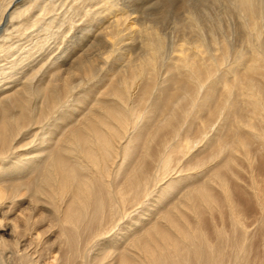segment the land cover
I'll return each instance as SVG.
<instances>
[{
  "label": "bare ground",
  "instance_id": "6f19581e",
  "mask_svg": "<svg viewBox=\"0 0 264 264\" xmlns=\"http://www.w3.org/2000/svg\"><path fill=\"white\" fill-rule=\"evenodd\" d=\"M235 1L251 50L235 63L249 59L261 82L234 71L230 89L227 73L208 85L215 68L202 72L184 52L175 66L159 62L167 43L156 23L170 11L177 25L182 10L196 23L184 16L178 26L189 33L185 50H211L191 2L186 11L162 0L139 21L109 0L118 15L100 35L136 37L145 51L106 69L108 40L46 65L29 61L39 37L16 57L7 42L48 33L53 20L43 18L68 1L0 0V251L18 264H31L22 248L36 242L56 247L64 264H264V0ZM63 16L60 25L71 19Z\"/></svg>",
  "mask_w": 264,
  "mask_h": 264
},
{
  "label": "rangeland",
  "instance_id": "374dc122",
  "mask_svg": "<svg viewBox=\"0 0 264 264\" xmlns=\"http://www.w3.org/2000/svg\"><path fill=\"white\" fill-rule=\"evenodd\" d=\"M108 1L109 0H101L99 2V0H98V2L97 1L96 2H94V1L93 2H88V1H85L84 2V0H81V1L80 0H66V2H67L68 5L65 4V5L61 6L59 8L60 10L57 9L55 11L56 13L54 12L53 14H51L52 16L47 15V16H45V18H43V20H44L43 22H46L48 20H51V21L53 20L50 30L48 29L50 32L48 31V33H47V31H45L46 33H44L43 29H40V30H37L38 32L37 31H34L31 34L32 36H30L31 38L22 37V38L17 39V40L16 39H14V40L12 39L11 41L9 40L8 42L7 41L6 42L12 46V49L13 50H16L17 49L16 50L17 52L15 51L16 52L15 53V56L17 57L18 55L20 56L22 54H25L28 49L36 47L35 45H37L36 43L38 42V39L41 38L40 39V42H42V49H41V51H39L37 53H35V51L32 52V53H35V54H32L33 56L30 55L31 58L29 59V61L35 58L38 61H43V62H46L47 61L46 62V65H48L55 57H58L59 56V57H62L61 59H63L65 57V54H67V52H70V53L72 52L71 55L72 54L73 55L75 54V56L76 55H81V54H83L84 50L86 48H88L89 46H91V45L94 46V44L102 43L103 41L107 43V40H108V42H110V43L112 41L113 44L112 43L111 44L110 43L109 44L107 43V46H110V48L109 47L107 48L108 50H107L106 53H108V54H106V57L108 59L106 58V60L103 62L104 63L103 65H104V67L107 66L106 69L108 68V65L107 64H109V68H116V69H118V68H120V65L123 66V63H125V61L127 59H129V57L130 58H133V57L138 56L136 54H140L141 52H143L144 49L142 48V46H141L138 38L132 37V36H131V38L126 37L127 34H124V35L123 34H120L121 36H119V39L122 38L121 41H118V40L115 41L114 39L113 40L112 39H107L106 40L105 37H103L102 35H100L101 31L103 30L102 31V33H103L104 30L106 29V28H104L105 25L107 26V25L111 24L110 22H113V20H114L113 18H115V15H118V14H116V10L109 9L108 8V3H109ZM160 1H162V0H117L118 4L120 5V6H118V8H121V9L123 8L124 10H126V8L128 7L127 9H129L131 11H134V13L131 14V17H133V16L134 17H137L139 19V21H142L143 20L142 18H145V17L146 18H148V17L151 18V15L153 14V12L155 13V12L159 11L160 8H159V10H158V8L154 9L153 6L159 4ZM179 1L182 2L184 4V6L187 8L186 11L189 9L187 7V4L191 2L192 4H190L189 6H192V8L195 10V12L197 14H199L200 19H201L200 21H202L201 22V27H202L201 33L203 34V39L206 38L205 39L206 42L205 41L204 42L206 44L208 43L207 45H210L209 47H210V49L212 51L211 50H208V51H209V53L211 52L213 55L210 53L212 58H210V59L208 58L209 60H207L206 56L208 57L209 54H207L208 51H206V50H202V51H198V52H197V50H193L192 48L190 50H185L186 47H183V45H185L184 43L187 41L186 40V37L189 38V33L187 32L186 29H182L184 31H180V28L178 26L181 24V19L184 16L187 17V18H189L192 22H193V17L191 15L189 16V14L186 15V12H184L182 10V12L180 13L181 15H179L177 17V18L180 17L179 18L180 19L179 20V24L177 25L174 22L175 17H173L174 15L170 11L169 13H167V15L165 14L167 16V17L166 16L164 17L165 19L162 18V20H160L159 23L154 22V23H156V25H158V27L161 26V28L159 27V29H161L160 31L163 34H165V38H166L165 43H167L165 45L166 49L164 47L159 52L160 53V56L159 57L161 59L164 58L163 60L160 59L161 61L159 60V62H161L162 65L164 64V66H166V67L168 65L175 66L177 64L176 62H177L178 58L180 56L183 57V55L185 53V55H188L189 57L191 56L190 58L193 57L192 59L194 61H196V65H198L199 69L202 72H208V69H210V68H215L214 70L220 69L218 72L217 71H214L212 69L211 73L216 72V74L214 73L215 76H214V74H212L214 76L212 78H214V79H212L210 77L208 79V81H207V83H208L209 80H211L212 82H209L208 85H212L213 86V84H215L214 85L215 88H218L217 87L218 86V82H216V78H218V77H220V75H222V74L224 75L226 73H227V78H229L230 76H233V73L232 72H234V71H236V73L238 74V77L237 78L240 81H242L243 83H248L251 79L253 81H255V83H257L258 81L261 82L260 75H258L259 72L255 73V74H252L251 72H249V74L247 73L248 71H246L247 70V67L246 66L247 65H250L249 64V61H250L249 59L245 58L246 61L245 62H241V64L239 66L236 64L237 62L235 63V57L236 56H234V55H237V53L239 51H242L243 50V52L248 53V55L251 53L250 46L248 45V43L250 41V38H249L250 33H248L249 32L248 31L249 29L246 28V26H245V23H244V21L242 19V15H241L242 12H241L240 8L238 7V5L236 4V1L235 0H228V1L227 0L226 1L225 0H179ZM66 2H64V3H66ZM232 5H234L233 6L234 8L232 7ZM124 6H126V8ZM63 7H65V8H63ZM151 7H153V8H151ZM107 8L109 9V11H108ZM101 9H102V11H100V13H102V12L103 13L96 17L98 19L95 18L96 21H95V19H91L92 12H95L97 10L99 12V10H101ZM148 9L150 10L149 13H148ZM36 10L38 11V8ZM36 10L34 9L32 11L33 14H34V16H37L39 14V12L37 13ZM58 10H59V14L60 15L58 14ZM64 10H66V12ZM171 10H172V8H171ZM77 11H78L79 14L77 13ZM144 11H146V12H144ZM62 12L64 14H62ZM142 12H144L145 14L142 13ZM71 13H73L76 17L75 16L74 17H71V16H73ZM77 14H78V17H77ZM61 15L62 16L64 15L63 16V19L64 18L67 19L68 17H71V19L69 18L70 19L69 20L70 22L67 19V22L68 23L65 22L63 25H60V20L63 21L62 18H61L62 17ZM139 15H140V17H139ZM170 15H172V16H170ZM54 17L55 18L57 17V18L55 19ZM97 20H99V21H97ZM102 21H105L106 23L105 22L102 23ZM71 23H73V25H70L69 26L68 24H71ZM103 24H105V25H103ZM194 24H196V23H194ZM242 25L245 26V27L242 28L243 27ZM68 26L71 28L70 30H69V27ZM219 26H220V28H218ZM83 30H88V33L86 31L83 33ZM31 31H33V30H31ZM40 32H43V33H40ZM201 33L197 32V33H195V35H193L194 34L193 33L191 37L195 38V41H200L201 38H202V37H200V36H202ZM38 34H39V36H38ZM82 34H84V35H82ZM197 34H198V37H197ZM133 35L135 36L136 34H133ZM244 35H246V36H244ZM72 37H74V38H72ZM100 39H101V41H100ZM182 39H183V41H185L184 43L183 42H180ZM78 40H80V41H78ZM192 41H194V39ZM119 43H121V44H119ZM243 44H244L245 47L243 46ZM70 45L73 46V48ZM112 45L115 46V47L117 46L119 48V50H118L117 47L115 48ZM178 45H182V47H178ZM231 47L232 48H235L236 47V48H239V49L241 48V50H231L232 49ZM123 48H124V50H122ZM167 48L169 49V51H168ZM180 48H181V50H180ZM140 49H141V51H140ZM248 49L250 51H248ZM66 50H67V52L64 53ZM90 50H91V54H94V51H95L94 48H91ZM96 51L98 52V50H96ZM110 51H112V52H110ZM136 51H137V53H136ZM180 51H181V53H180ZM203 51H205L206 53L203 52ZM97 52H95V53H97ZM109 52H110V54H109ZM113 52L116 53V54H111ZM223 53H224V55H223ZM163 54H165L164 57H163ZM61 55H63V56H61ZM114 55L118 59H115ZM116 55L117 56L119 55V57H117ZM38 56H40V57H38ZM230 56H232V57H230ZM219 57H221V58H219ZM42 58H44V60H41ZM172 58H174L175 60H171L170 61V59H172ZM256 58H257V56H256ZM121 59H123L124 62L121 61ZM116 61L117 62L120 61L121 63H119V62L117 63ZM172 61L173 62L176 61V62L173 63ZM212 61H213V63H212ZM214 61L219 62V63H216V64L219 65L220 68H219V66H218V68H216L217 66L214 64L215 63ZM171 62H172V64H170ZM226 62H227V64H226ZM232 62H233V64H232ZM110 63H112V65H110ZM2 64L3 65H6V62L3 61L2 63H0V65L2 66ZM210 65L212 67H210ZM205 66L207 67V69H206ZM231 66H233L234 69ZM240 66H241V68H239ZM242 67H243V69H242ZM106 73L107 72L105 71V73H103V74H106ZM211 73L208 72L207 74L210 75ZM243 73H244V75H243ZM250 73L252 74V76L250 75ZM246 76L248 78H246ZM2 77H3V75H0V82L3 79ZM3 82H5V80L0 83V87H1V85H2ZM235 84L236 83H235L234 77H232V78L230 77V80H228V86H229V88L230 89H233L234 88L233 86H235ZM257 84H260V83L258 82ZM22 249H25L27 255L31 259V264H43V263L44 264H64V263H61L60 261H58V258L60 256H59V254H57L58 253V250L56 249V247L52 248V247H50V245L45 244L44 242H36V243H32V244H27ZM93 254H94V252L92 251V253H90V256H92ZM57 255H58V257H57ZM55 259H56V261H55ZM0 260H2V261H0V264H4V263L5 264H18L14 260L13 253L11 252L10 249H6L5 251H0ZM43 260H46L47 262L46 261L43 262ZM51 262H54V263H51ZM107 262H108V260H106V262L105 261L104 262H98L96 260L91 259L90 264H103V263L105 264Z\"/></svg>",
  "mask_w": 264,
  "mask_h": 264
}]
</instances>
